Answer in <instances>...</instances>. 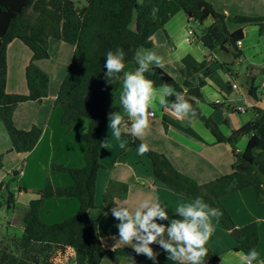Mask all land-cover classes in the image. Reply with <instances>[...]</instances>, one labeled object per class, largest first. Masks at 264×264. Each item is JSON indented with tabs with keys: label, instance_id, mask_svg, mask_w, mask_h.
<instances>
[{
	"label": "trees",
	"instance_id": "1",
	"mask_svg": "<svg viewBox=\"0 0 264 264\" xmlns=\"http://www.w3.org/2000/svg\"><path fill=\"white\" fill-rule=\"evenodd\" d=\"M179 11H184L188 18L199 24L213 17L214 25L219 24L220 28L214 25L206 27L210 40L217 46H230L235 57L242 55L237 41L243 39L244 27L264 24V15L227 16L217 11L208 0H86L83 6H79L77 0H0V120L7 129L12 150L17 153L31 151L43 134L42 127L37 125L26 130L17 127L13 114L18 104L41 101L48 96L50 78L37 61L50 57V38L74 46L70 67L55 100V105H60L63 110L61 121L71 126L77 117L90 119L87 132L75 138L77 142H86L88 145L85 165L76 168L60 163L51 165L54 170L69 173L73 183L55 187L47 177L44 187L37 191L42 200L52 196L75 197L80 203L79 211L63 221L47 224L41 219L39 206L27 208L22 217L25 227L21 236H2L0 233V264H65L72 257V250L83 258L84 264H94L97 252H110L128 259L131 255L135 256L136 263L153 264L144 255L137 256L131 247H116L114 251L105 248L89 216V210L95 207L110 214L111 208L116 205V198L126 195L129 189L125 183L110 181L103 203L100 206L95 203L97 175L103 168L100 152L104 130L108 125L107 116L113 111L120 113L119 107L112 105V92L118 88L120 80L105 81L104 62L106 53L118 47L126 52L125 65L134 61L137 50L151 47L153 35L159 30H165L166 22ZM227 21L243 26L230 32ZM14 39H19L31 51V61L25 69V94L9 93L6 89L7 47ZM214 71L215 67L204 60L192 69L181 70L182 83L177 82L164 68L155 65L150 66V72L145 73V76L153 81L154 87L169 84L193 104L197 116L217 142L230 145L234 157L231 171L210 182L199 184L178 171L166 155L151 147L145 155L152 163L156 181L186 198L194 200L201 197L211 207L219 208L223 216L218 220L225 229L231 231L236 240L233 249L246 254L257 249L260 241L259 224L253 221L234 232L237 226L221 198L232 191L252 187L257 202L264 204V109L254 105L251 119L232 130L230 135H225L198 105L199 101L206 102L203 90L208 84L207 78ZM248 92L256 101L259 99L258 88L251 80ZM208 104L218 109V103ZM122 116L130 125V118ZM245 135L248 141L241 150L237 143ZM121 137H128L135 149L144 143L127 133ZM3 158L4 153L0 152V168L3 166ZM18 172L15 170L14 174ZM11 195L9 193L6 202L8 208ZM155 246L160 253L159 264H173L167 260L166 253ZM206 247L208 256L205 264H224L219 254L213 252L208 244Z\"/></svg>",
	"mask_w": 264,
	"mask_h": 264
},
{
	"label": "crops",
	"instance_id": "2",
	"mask_svg": "<svg viewBox=\"0 0 264 264\" xmlns=\"http://www.w3.org/2000/svg\"><path fill=\"white\" fill-rule=\"evenodd\" d=\"M208 1L217 11L227 16L264 15V0ZM85 4L86 0L81 6ZM194 22L196 21L188 18L184 11H179L166 22L165 30H159L153 35L152 46L141 47L137 53L150 50L162 56L164 58L163 68L179 83L183 82L182 69H192L204 60L214 67L225 66L232 73L230 70L232 66L246 59L251 65L248 78L253 83L256 73L259 71L258 67L262 59L264 60V24L244 27L242 44L237 45L242 55L235 57L230 46L224 45L225 48H221L210 40L206 27L214 25L213 17L207 18L202 24L205 26L202 34L192 27ZM226 23L230 32L243 26L231 21ZM214 27L219 29L220 25L216 24ZM189 29L194 31V38L187 42L185 38ZM219 34L223 35L222 32ZM49 52V58L37 61L38 66L47 72L50 78L48 96L41 101H26L18 104L13 114L16 126L21 129H30L33 125L42 127L43 134L37 145L27 153L13 151L7 129L3 121L0 120V152L4 153L3 166L0 168V203L7 213L6 221L0 222L2 236H21L23 234L25 227L23 213L31 206H39L41 219L47 224L63 221L79 211L80 203L75 197L52 196L42 200L37 192L44 187L47 177L55 187L72 184L73 179L69 173L54 170L51 165L60 163L70 168L84 166L88 146L86 142H77L75 138L87 132L90 119L80 116L73 121L71 126H66L61 121L62 107L55 105L58 90L70 67L74 46L50 38ZM30 61L31 51L23 42L14 39L8 44L7 92L19 94L27 92L25 69ZM136 69L135 59L125 65L124 71L134 72ZM215 72L209 75L208 84L203 90L206 102L199 101L198 105L203 113L207 117H211L217 124L219 121L215 116L219 114L222 122L225 120L228 124V131L225 132V135H230L232 130L239 128L253 115V110H249L241 102H249L248 97H251L248 92L247 82L249 80H246L247 92H242L239 85L234 88L232 84L236 82H228V89H225L212 83L211 79ZM237 75L239 76L240 72H237ZM239 89H241L240 92ZM122 90L123 74L118 88L112 92V105L118 106L122 115H127L120 102ZM217 99L220 102H216ZM212 102L219 104L218 109H214L208 104ZM237 105L245 106L246 110L244 112L236 111L235 106ZM254 105L256 104H250L251 109ZM230 112L248 113V117H245L241 124L237 120H234L235 124H232L231 118L234 117L229 116ZM156 113L157 116L151 122L149 134L139 139L152 149L166 155L178 171L199 184L210 182L231 171L234 157L230 145L218 143L215 136L198 116L194 119H180L158 104ZM218 125L224 129L226 124L219 123ZM247 141L248 136L241 137L237 143L238 147L243 150ZM121 143L125 145L124 148L120 147ZM100 162L103 168L98 172L96 181L95 203L97 206L103 203L104 193L110 181L125 183L129 187L126 195L116 198L115 206L117 207L134 208L140 200L151 196L166 207L169 218L172 219L177 218L175 211L181 203L193 201L156 181L150 159L145 154L138 155L137 149L131 146V140L128 137L116 139L108 125L104 130ZM15 170H19V172L14 174ZM9 193L12 194L10 208L6 203ZM221 200L232 215L237 227L253 221L259 223L260 241L256 251L258 261H264V205L256 204L255 190L248 187L232 191L223 196ZM105 213L108 212L99 207L89 210L91 221L104 247L112 249L115 243L112 237L117 236L118 238V230L115 227L118 221L110 214L105 216ZM212 223L215 232L207 242L209 247L213 252L219 254L222 263L240 264L238 254L243 252L233 249L236 240L231 231L225 229L216 218H212ZM151 246L156 247L155 245ZM154 249L159 251L157 247ZM71 254L70 261L65 264H84L83 258L75 250H72ZM94 264H130V260L110 252H97Z\"/></svg>",
	"mask_w": 264,
	"mask_h": 264
},
{
	"label": "clouds",
	"instance_id": "3",
	"mask_svg": "<svg viewBox=\"0 0 264 264\" xmlns=\"http://www.w3.org/2000/svg\"><path fill=\"white\" fill-rule=\"evenodd\" d=\"M125 57V50L118 47L106 53L104 62V79L107 83L119 81L123 72L120 102L131 120L129 125L128 120L118 111L108 113V128L116 139L124 133L136 138L146 137L152 120L157 116V104L161 108L170 109L180 119L197 117L193 104L182 93L167 83L156 88L153 81L146 78L145 73L150 72V65L164 67L162 56L150 50L138 52L135 57L138 67L134 72L124 71ZM120 147L124 148L125 145L121 143ZM149 151L146 143H141L137 148L141 156ZM110 214L118 221L115 225L118 238L112 237L115 243L111 250L119 246H130L137 256L144 255L153 264H159L160 253L151 245L159 246L166 253L167 260L173 264H205L208 256L206 244L215 232L212 218L223 216L219 208L211 207L203 198L196 197L189 203H181L175 211L177 218L170 219L166 207L151 196L140 200L134 208L115 206L111 208ZM108 215L105 213V216ZM238 255L240 264H264V261H258L255 249ZM129 260L130 264H136L135 256L129 255Z\"/></svg>",
	"mask_w": 264,
	"mask_h": 264
},
{
	"label": "rangeland",
	"instance_id": "4",
	"mask_svg": "<svg viewBox=\"0 0 264 264\" xmlns=\"http://www.w3.org/2000/svg\"><path fill=\"white\" fill-rule=\"evenodd\" d=\"M139 1H142V0H139ZM83 3H84V0H79L78 1V5L79 6H81ZM192 27H194L196 29V31L198 33H200V34H202L203 31L205 30V26L204 25L196 23V22L192 23ZM250 67H251V65L249 64L248 60H246V59L242 60L239 63H236L234 66H232V68L230 69L232 71V73H230L228 71L227 67H225V66H222V67L221 66H215V71L216 72H215V74L213 75V77L211 79L212 83H214L215 85H217L219 87H223L225 89H228V82H231V83L236 82L239 85V87L242 89V92H247L248 88H247L246 80H249L248 76H249V73L251 71ZM258 70L259 71H258V73H256V76L254 78L253 84H254L255 87L258 88L259 99L256 101L252 97H248L249 98L248 99L249 102L241 101L243 105H246L247 108H249V110H252L251 107H250L251 103H255L257 106H259L262 109H264V85H263V82H264V60L263 59L261 61V64L258 67ZM237 72H240L239 76L237 75ZM247 83L249 85V82H247ZM241 89H239V92H240ZM229 116H233L234 117V118H231V123L232 124H235L234 120H237L238 123L240 122V124H241L243 122V120L245 119V117H248V113H236V112H232L231 113L230 112ZM215 117L219 121V123H221V124L225 123L226 124V125H224L225 126L224 129H221V127L219 126L221 131L224 134H226L225 132L228 131L227 130V125H228L227 122L225 120H224L225 122L224 121L222 122L221 116L219 114H217ZM148 186L149 185L147 184V187ZM221 202H222V200H221ZM256 204H259L257 202V199H256ZM260 205H264V204H260ZM249 206L252 207L250 204H249ZM229 214H230V212H229ZM6 216H7L6 209L3 206H1L0 207V222L6 221L5 220ZM231 217H232V215H231ZM232 219H233V217H232ZM236 228H239V227H236ZM153 248H156V247H153Z\"/></svg>",
	"mask_w": 264,
	"mask_h": 264
},
{
	"label": "built area",
	"instance_id": "5",
	"mask_svg": "<svg viewBox=\"0 0 264 264\" xmlns=\"http://www.w3.org/2000/svg\"><path fill=\"white\" fill-rule=\"evenodd\" d=\"M193 34H194V31H193L192 29H189L188 32H187V36H186L185 40H186L187 42L192 41L193 38H194V37H193ZM241 44H242V40H238V41H237V45H241ZM232 86H233L234 88H237V87H238V84L234 83V84H232ZM216 102H220V100L217 99ZM235 109H236L237 111L244 112V111L246 110V107L243 106V105H237V106H235ZM164 110H166L167 112H169V113H171L172 115H174V114L171 112L170 109H165V108H164ZM174 116H175V115H174ZM175 117H176V116H175Z\"/></svg>",
	"mask_w": 264,
	"mask_h": 264
},
{
	"label": "water",
	"instance_id": "6",
	"mask_svg": "<svg viewBox=\"0 0 264 264\" xmlns=\"http://www.w3.org/2000/svg\"><path fill=\"white\" fill-rule=\"evenodd\" d=\"M221 48H225L224 45H221ZM234 232H237V228L234 229Z\"/></svg>",
	"mask_w": 264,
	"mask_h": 264
}]
</instances>
